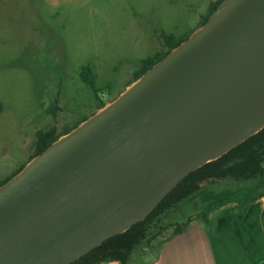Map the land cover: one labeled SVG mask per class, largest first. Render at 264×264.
Wrapping results in <instances>:
<instances>
[{"label":"water","instance_id":"obj_1","mask_svg":"<svg viewBox=\"0 0 264 264\" xmlns=\"http://www.w3.org/2000/svg\"><path fill=\"white\" fill-rule=\"evenodd\" d=\"M264 128V0L179 46L0 186V264H71Z\"/></svg>","mask_w":264,"mask_h":264},{"label":"rangeland","instance_id":"obj_2","mask_svg":"<svg viewBox=\"0 0 264 264\" xmlns=\"http://www.w3.org/2000/svg\"><path fill=\"white\" fill-rule=\"evenodd\" d=\"M215 1L0 0V181L30 161L39 131L61 134L98 112L100 101L112 103L142 61L165 49L163 35L192 34ZM86 65L94 87L81 76ZM261 193L264 177L205 182L156 219L142 247L189 213L212 206L242 213Z\"/></svg>","mask_w":264,"mask_h":264},{"label":"trees","instance_id":"obj_3","mask_svg":"<svg viewBox=\"0 0 264 264\" xmlns=\"http://www.w3.org/2000/svg\"><path fill=\"white\" fill-rule=\"evenodd\" d=\"M222 1L223 0H216L210 5L207 14L202 19V25L209 19V16L217 9ZM190 35L185 37H177L173 34L163 35L165 49L145 58L142 61L141 67L134 73V79L130 84L140 78L149 68L165 57L172 49L179 46ZM90 75L91 67L89 65L84 66L81 76L86 82L94 87ZM100 102L99 109L104 107V103L102 101ZM1 109L2 102L0 101V111ZM71 130H66L61 134H57L54 129L39 131L36 136L35 149L30 160ZM23 167L24 166L10 177L1 180L0 186L21 171ZM259 177H264V128L218 159L210 161L191 172L170 193L167 194V196L145 219L134 224L125 232L105 240L98 247L92 249L88 254L71 264H95L109 260H120L122 264H127L133 250L143 243V241L149 236L151 226L156 219H159L162 215L179 207L181 203L198 194L202 190L205 182L228 178H232L236 181H243ZM262 195H264V193H261V196ZM236 200L243 203V200L239 197ZM237 216L238 219H243V214ZM188 220L183 223H176L174 225V233L182 232L187 226ZM158 234L153 235L154 238L158 236Z\"/></svg>","mask_w":264,"mask_h":264},{"label":"crops","instance_id":"obj_4","mask_svg":"<svg viewBox=\"0 0 264 264\" xmlns=\"http://www.w3.org/2000/svg\"><path fill=\"white\" fill-rule=\"evenodd\" d=\"M202 210L187 214L190 220L182 232L156 236L143 247L141 243L127 264H264V195L255 196L242 213L223 206Z\"/></svg>","mask_w":264,"mask_h":264}]
</instances>
